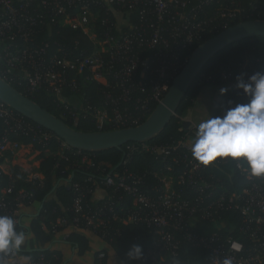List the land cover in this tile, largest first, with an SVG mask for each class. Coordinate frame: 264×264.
<instances>
[{
  "label": "built area",
  "instance_id": "1",
  "mask_svg": "<svg viewBox=\"0 0 264 264\" xmlns=\"http://www.w3.org/2000/svg\"><path fill=\"white\" fill-rule=\"evenodd\" d=\"M36 2L0 0V76L29 94L44 91L64 108L70 120L84 115L94 118L99 128L108 124L116 129L137 126L151 115L190 58L194 44L205 42L209 34L230 27L239 17L262 20L263 13L259 5L245 6L240 0ZM211 6L214 14L209 17ZM48 22L59 30L81 31L92 47L84 48L76 40L56 43L51 52L49 41L33 44L32 39ZM71 72L74 75L70 76ZM88 81L102 85L100 105L84 104L81 97L83 104L76 107L64 98L66 88L79 91ZM0 119L4 129L0 140V215L12 217L17 229L21 209L33 202L34 193L17 188L11 170L4 167L6 151L21 144L11 137L27 138L32 147L41 146L47 153L54 140L59 141L60 154L72 147L2 101ZM195 134L191 136L196 138ZM191 136L172 145L131 142L125 146L127 152L118 169L97 164L96 153L79 150L75 165L94 168L100 179L90 185L71 183L74 201L65 215L52 221V232L62 230L64 238L72 232L91 234L104 243L100 250H113L122 235L121 226H143L148 230V244L138 258L141 263L165 262L179 256L182 245L188 243L209 251L206 264H264V174H254L244 158L221 156L202 163L192 154ZM134 152L156 156L162 167L149 174L159 183L151 186L145 172L131 168L130 154ZM228 162H233L240 178L234 179L233 170H223ZM222 174L228 176L230 186ZM5 175L10 176L8 183ZM26 179L42 186L44 175L34 171ZM98 190L102 194L97 195ZM228 211L240 214L241 224L234 226V219L223 218ZM200 221L214 224V230L195 233L193 228ZM42 226L47 228L45 223ZM105 255L101 251L99 259ZM7 258L9 264H50L43 253L31 262L23 261L18 250Z\"/></svg>",
  "mask_w": 264,
  "mask_h": 264
},
{
  "label": "trees",
  "instance_id": "2",
  "mask_svg": "<svg viewBox=\"0 0 264 264\" xmlns=\"http://www.w3.org/2000/svg\"><path fill=\"white\" fill-rule=\"evenodd\" d=\"M20 1L24 0H15L17 3ZM31 1L37 4L36 0ZM240 1L245 6H249L250 3L259 5L263 10L260 18L264 20V0ZM208 8L210 17L214 12V7L211 6ZM123 14L127 13L125 12ZM123 14L121 15L123 16ZM128 17L133 19L136 18L134 15H128ZM256 18L258 17H239L236 21L231 22L230 26ZM58 30L59 29L53 26L52 23L48 22L46 26L35 35L32 39V43L42 45L44 42L49 41L51 42V52L56 50V43L71 44L76 42V40H79L81 46L84 48L92 47L88 37L81 31L70 29ZM223 30L224 28L213 34H209L206 40ZM202 43L203 42L194 44L191 52ZM181 59L183 62L185 59L184 56H181ZM244 65H246L245 68ZM258 70H264V36L240 38L224 47L214 55L200 71L196 79L187 89L176 113L171 117L166 126L153 137L146 140V142L157 145H172L181 139L195 134V131H191L189 127L185 128L184 126V118L189 114H192L196 119L204 115L209 119L222 112L226 108L229 99H233L234 102H247L248 98L234 87L235 77L242 72L251 74ZM72 75H74V73L71 72L70 76ZM13 86L77 130L92 132L116 129V127H112L108 124L99 128L94 118L84 115L78 116L75 121L70 120L69 116L64 114V108L60 107L57 102L47 96L44 91L41 90L35 94H29L23 87L16 84H13ZM222 87L229 88V91L225 95L220 94V89ZM101 88L102 85L100 83L88 81L81 84L79 91H72L66 88L64 90V98L68 99L73 95H78L84 98V104L91 103L100 105L103 101L100 92ZM203 99L212 101L207 114L199 112L195 107L196 103ZM145 120L146 119H144L143 122ZM3 133L4 129L0 119V140ZM11 139L20 141L25 145L31 142L27 138L17 136H12ZM130 143L131 142H128L123 145L122 149L109 148L93 150L91 152L97 154V164L112 169H118L121 167L124 153L127 152L125 146ZM35 148L41 151L39 156L42 160L37 166L36 171H40L44 175L42 186H36L28 181L26 179L27 173L22 171L19 165H14L10 171V175L16 180L17 188L25 187L31 189L34 193L33 202L21 209V222L16 229L17 232H23L25 234L24 243L18 249L20 258L23 261L31 262L43 253L50 260V264H120V261L124 263H141L138 261V258H131L129 256V251L133 249L134 245H139L141 253H143L147 247L148 240H146V237L148 235V230L143 226H121L123 231L122 235L115 240L113 246V251H116L115 254L108 248H104L103 250L96 248L86 234L72 232L68 238H64V231L61 230L56 234L52 232V221H55L59 215H65L66 208L71 206L74 201L75 194L73 188H71V183L80 181L90 185L92 182L100 179V176L94 172V168L92 167L75 165L79 159L77 155L78 149L70 148L64 151V154H60L58 140L53 141L47 154H45L41 146L35 145ZM5 157H12V154L7 152ZM130 159L131 168L140 173L145 172L151 186L159 183L157 178L149 174L150 170L162 167L154 154L151 152H134L130 154ZM223 167V170L234 171L233 176L235 180L240 178L239 172L233 167V162H228V164ZM221 176L225 183L230 186L228 176L226 174H222ZM4 179L5 183H8L10 181V176L5 175ZM41 205L42 208L40 209ZM223 217L234 219V222H231L234 226L241 224L240 214L236 212H224ZM42 223H45L47 226L46 229L43 228ZM193 230L198 234L211 233L214 230V224L208 221H200ZM139 235L141 236L140 239H138ZM101 251L106 252L102 260L99 259V253ZM209 258V251L202 248H195L188 243H184L179 256L168 257L165 262L158 264H206ZM142 264L150 263L145 262Z\"/></svg>",
  "mask_w": 264,
  "mask_h": 264
},
{
  "label": "water",
  "instance_id": "3",
  "mask_svg": "<svg viewBox=\"0 0 264 264\" xmlns=\"http://www.w3.org/2000/svg\"><path fill=\"white\" fill-rule=\"evenodd\" d=\"M264 36V20L253 19L234 24L200 44L174 79L161 103L151 115L137 126L108 131H80L53 115L36 101L20 92L0 76V100L37 125L52 131L70 147L93 151L109 148L122 149L128 142L146 141L157 134L176 113L187 89L206 63L224 47L244 38ZM189 121L184 120L187 128ZM42 205L40 206V209Z\"/></svg>",
  "mask_w": 264,
  "mask_h": 264
},
{
  "label": "clouds",
  "instance_id": "4",
  "mask_svg": "<svg viewBox=\"0 0 264 264\" xmlns=\"http://www.w3.org/2000/svg\"><path fill=\"white\" fill-rule=\"evenodd\" d=\"M234 87L248 98L247 102L229 100L222 116L202 121L192 154L204 164L221 156L244 158L254 174H264V70L237 74ZM228 91L222 87L220 94ZM15 223L12 217L0 215V264H9L7 257L24 243L25 234L16 231ZM141 254L139 245L129 251L131 258Z\"/></svg>",
  "mask_w": 264,
  "mask_h": 264
},
{
  "label": "rangeland",
  "instance_id": "5",
  "mask_svg": "<svg viewBox=\"0 0 264 264\" xmlns=\"http://www.w3.org/2000/svg\"><path fill=\"white\" fill-rule=\"evenodd\" d=\"M205 106H207V105L202 104L198 108L200 110H203ZM188 119L192 120V121L195 120L191 115H188L186 118H184V120L189 121ZM190 126H191V124H190ZM11 148H13V149L7 150L6 153L7 152L11 153V151L14 150V152L16 151V156H15V158H12L14 154L11 153L12 157H6V159L4 160V167L6 169L11 170L14 165H19L21 167L22 171H25L27 174H29L30 172L36 171L37 166L39 165L40 161L42 160L39 156V154L41 153L40 150H37L35 147H32V146L24 147L21 144H17L16 146H11ZM45 154H47V152H45ZM13 159H16L15 163L13 162ZM92 241L94 242L95 239L92 238Z\"/></svg>",
  "mask_w": 264,
  "mask_h": 264
},
{
  "label": "crops",
  "instance_id": "6",
  "mask_svg": "<svg viewBox=\"0 0 264 264\" xmlns=\"http://www.w3.org/2000/svg\"><path fill=\"white\" fill-rule=\"evenodd\" d=\"M69 101L71 102V104H73L74 106H76V107H81L82 106V104H83V101H82V99H81V97L80 96H78V95H73V96H71L70 98H69ZM211 103H212V101L211 100H208V99H203V100H201V101H199V102H197L196 103V110H198L199 112H201V113H205V114H207V112L209 111V109H210V106H211ZM202 104H206L207 106H205L204 107V109L203 110H200L198 107H200ZM189 115H191L193 118H194V116L192 115V114H189ZM190 119V118H189ZM188 119V120H189ZM195 120L194 121H192V120H189V125H188V127H189V129L191 130V131H195V126L196 125H199L202 121H204V120H207L208 119V117L207 116H202V117H200L199 119H196V118H194ZM190 124H191V126H190ZM195 133H196V131H195ZM196 135V134H195ZM193 136H191L190 138H188V142L190 143V146H192L193 145V143H194V141H195V137L193 138ZM21 145H23L24 147H26V146H31V144H27V145H24L22 142H21ZM192 148V147H191ZM11 149H13V148H11ZM11 153H13L14 155H13V157L12 158H15V156H16V151L14 152V150H12L11 151ZM15 161H16V159H13V162L15 163ZM99 194H102V191L101 190H98L97 191V195H99ZM223 218H225V217H223ZM227 219V218H226ZM229 219V218H228ZM229 221V220H228ZM87 236L90 238V240L92 241V238H94L95 239V241L93 242V244H94V246L96 247V248H99V250L100 249H102L103 248V246H104V243L98 238V237H96V236H94V235H91V234H87ZM93 236V237H92ZM110 251H112V252H114L113 250H110ZM114 254H115V252H114ZM116 256V255H115ZM117 257V256H116ZM118 258V257H117ZM120 264H142V263H136V262H129V263H124L123 261H120Z\"/></svg>",
  "mask_w": 264,
  "mask_h": 264
}]
</instances>
